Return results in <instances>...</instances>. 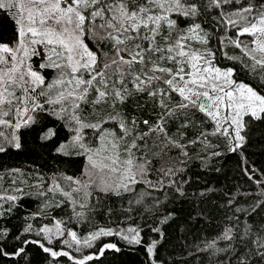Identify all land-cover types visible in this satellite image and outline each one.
Returning <instances> with one entry per match:
<instances>
[{"label":"snow or ice","instance_id":"obj_1","mask_svg":"<svg viewBox=\"0 0 264 264\" xmlns=\"http://www.w3.org/2000/svg\"><path fill=\"white\" fill-rule=\"evenodd\" d=\"M213 12L225 33L216 48L218 34L203 26ZM0 13L14 26L12 41L0 42V154L24 150L25 134L35 133L38 141L56 139V153L84 160L78 176L45 181L37 172L33 184L20 179L19 167L0 173L14 177L0 191V264H33L34 256L40 264H102L121 244L140 246L142 264H167L162 242L185 204L192 211L182 230L215 224V236L196 249L209 264H264V167L249 166L245 154L251 126L264 121V0H0ZM227 44L251 63L221 53ZM221 54L239 60L256 83L221 66ZM210 135L240 154L239 172L256 191L242 193L227 177L211 186L191 172L192 159L207 168L223 155L211 150L221 145ZM29 196L40 198L36 211L23 207ZM117 200L125 226L94 225L82 235L69 226L114 215ZM62 206L70 216L53 215Z\"/></svg>","mask_w":264,"mask_h":264},{"label":"trees","instance_id":"obj_2","mask_svg":"<svg viewBox=\"0 0 264 264\" xmlns=\"http://www.w3.org/2000/svg\"><path fill=\"white\" fill-rule=\"evenodd\" d=\"M216 15L215 12L211 16L205 18L204 25L208 28L209 31L215 29V32L218 35H214L211 40V45L216 48L218 36L223 34L221 28H218L215 23L212 21V17ZM175 18V14H173ZM183 26V25H182ZM222 27V26H221ZM14 26L13 22L3 13H0V42H11L13 39ZM91 46V45H90ZM227 52L231 54H236L238 57H242L245 63H251L248 57L243 55V52L240 48L228 44ZM223 49L221 50V53ZM41 57H35V65H38ZM218 59L221 66H236L238 71L234 75L240 79L245 80L246 82L251 81L256 83L254 76L245 69L239 60H226L223 55H219ZM128 111L132 110L133 105L129 102V105L126 106ZM148 109L145 108L144 112H147ZM139 114V113H137ZM198 121L203 120V114H198ZM113 127L112 123L107 124ZM59 130L60 138L67 137V130L63 128L62 125L57 124ZM204 128L209 132L212 129V122L210 120L205 121ZM89 138L92 136V130H87ZM195 131L190 130L189 135ZM26 147L24 150H13L7 155L0 154V173H3L5 168L11 169L19 167L24 173V177L28 179V184H33L36 179L43 178L47 181L53 173H64L66 175L78 176L82 171V166L84 163L83 157L76 156H65L63 154L56 153L54 148L57 146V140L52 139L50 142L38 141L35 133H26ZM211 145L220 144L219 148H214L211 150L222 152L223 155L220 157L213 158L207 168L200 167V161L198 159H192L189 162V167L191 172L197 174L202 183H208L211 186L221 187L225 185V177H227V184L229 186L235 185L239 187L240 192H254L256 191L255 185H252L251 182L247 180L246 177L242 176L239 172L240 154L227 152L223 144L222 138H214L211 140ZM200 145L197 144L194 147L190 146V152L195 154L200 150ZM174 154V153H173ZM203 155V153H201ZM245 154L247 155L249 166L255 164L256 167H264V121H256L249 130L248 135V145L245 149ZM216 168H220L221 172L217 173ZM35 169V171H34ZM37 172L41 174V177L37 176ZM31 173V175H29ZM7 184L9 179L12 177L4 176ZM4 180V179H3ZM6 182L4 184H6ZM140 187H143L141 185ZM139 191V189H137ZM129 199V194H125L123 201L124 208L127 207V201ZM23 207L27 211H36L40 203V198L29 196L22 198ZM108 203H111L110 201ZM116 213L114 215L107 214H96L90 215L88 221L77 222L73 220L70 227H74V230L78 231L81 235L90 230L94 225L114 227L116 223H121V226H125L122 221L125 219L122 215L121 202L119 200L114 204ZM103 210L97 209V213H101ZM192 209L189 205L178 206V215L177 219L173 224H171L166 229V240L162 243L164 247L161 248V255L164 257L167 264H209V259L206 254L197 252V247L203 248V243L205 239H211L215 236V224H197L191 229V231L182 230V225L184 224L185 218ZM25 211L21 210L18 212L19 216L25 215ZM58 217L60 216H70L71 208L63 207L61 210H57L53 213ZM134 215V214H133ZM38 222L48 223V219L38 218ZM139 222V218H137ZM105 241L116 238H103ZM122 251L115 253L109 251L106 253V256L102 258V264H142L144 257L142 255L143 249L140 246L135 248L125 247L123 244L120 245ZM221 246L223 243L221 242ZM30 251H32L30 249ZM41 257L34 256L33 264H40ZM63 264V261H61Z\"/></svg>","mask_w":264,"mask_h":264},{"label":"rangeland","instance_id":"obj_3","mask_svg":"<svg viewBox=\"0 0 264 264\" xmlns=\"http://www.w3.org/2000/svg\"><path fill=\"white\" fill-rule=\"evenodd\" d=\"M223 35H225V33L223 32V34L221 35V36H223ZM227 35H229V36H232L233 38H235V36H236V33H235V31L233 30V29H231V28H229L228 29V31H227ZM240 39H241V42L243 43V44H247L248 43V41H249V39H250V37L247 35V34H245V35H243V36H241L240 37ZM228 45V44H227ZM196 47H199L200 45H195ZM212 46V45H211ZM234 46V45H233ZM213 47V46H212ZM214 48V47H213ZM222 50V49H221ZM223 52H227V47H224L223 48ZM227 54H228V56H235V57H238V55H236V54H231V53H229V52H227ZM34 64H35V62H36V60H35V57H33V61H32ZM107 127H110V125H108ZM214 138H217V137H215V136H209L208 137V139H209V141H210V143L212 144V142H211V140L212 139H214ZM12 178H14V177H12ZM4 180H0V191H3L4 189H7L8 187H9V184H7V182H6V180H5V178H3ZM20 179H25L26 181H27V183H28V179L27 178H25L24 176H22V177H20ZM6 182V184H4ZM17 186H19V184H17Z\"/></svg>","mask_w":264,"mask_h":264}]
</instances>
